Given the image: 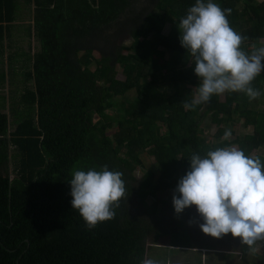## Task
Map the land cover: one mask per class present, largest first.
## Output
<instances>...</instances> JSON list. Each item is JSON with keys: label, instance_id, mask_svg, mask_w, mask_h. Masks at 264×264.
<instances>
[{"label": "trees", "instance_id": "1", "mask_svg": "<svg viewBox=\"0 0 264 264\" xmlns=\"http://www.w3.org/2000/svg\"><path fill=\"white\" fill-rule=\"evenodd\" d=\"M212 2L231 9L226 14L230 26L247 37L241 50L251 53L264 46V0ZM194 4L0 0V55L19 19L33 20L17 29L35 34L40 43L34 69L25 71L21 82L35 85L18 91L20 83L11 81L16 89L9 112L3 91L7 72L0 59V264H144L151 228H164V233L153 231L164 237L171 227L177 230L174 216L178 219L166 220L155 203L147 206L146 201L174 190L193 153L203 157L235 144L246 156L264 149V71L252 81L261 92L256 99L226 91L223 99L213 95L186 107L200 80L180 45L177 26ZM117 36H128L129 43L112 50ZM118 68L123 78L117 77ZM204 117L217 125L212 141L201 135ZM241 120L252 133H235L233 125ZM225 130L236 137L225 139ZM144 153L153 166L146 167ZM253 157L264 163V156ZM104 165L123 173L128 195L113 219L90 229L71 209L68 181L74 170ZM241 250L245 260L251 251L246 245Z\"/></svg>", "mask_w": 264, "mask_h": 264}, {"label": "clouds", "instance_id": "2", "mask_svg": "<svg viewBox=\"0 0 264 264\" xmlns=\"http://www.w3.org/2000/svg\"><path fill=\"white\" fill-rule=\"evenodd\" d=\"M226 14L231 9H222L212 0H195L177 26L180 45L191 55L200 80L195 96L186 104L190 109L226 91L243 92L250 99L261 95L252 81L264 71V46L253 47L251 53L241 50L247 37L230 26ZM230 135L225 130V139ZM188 162L189 169L173 190L174 214L195 206L204 234L217 239L230 234L254 254L264 247V163L260 158L223 147L203 157L193 153ZM68 183L71 209L78 210L90 229L113 219L114 209L128 195L123 173L107 165L100 170H74ZM195 222L188 221L189 225Z\"/></svg>", "mask_w": 264, "mask_h": 264}, {"label": "rangeland", "instance_id": "3", "mask_svg": "<svg viewBox=\"0 0 264 264\" xmlns=\"http://www.w3.org/2000/svg\"><path fill=\"white\" fill-rule=\"evenodd\" d=\"M262 1V0H259ZM169 28V24H166L164 26L163 31L167 32ZM128 36L125 38H120L117 36V38L114 39V42L112 45H110V49L114 50L116 47L120 46L121 44H128L129 39L126 40ZM93 54L95 56H99V53L97 51H93ZM120 69L118 68V78H123L121 73L119 72ZM30 84L20 83V85L17 87L18 91L24 90L26 86ZM24 86V87H20ZM134 95L133 91L128 92L127 96L129 98H132ZM220 98L223 99V94H220ZM200 127L202 129L201 135L205 137L208 141L213 140V136L217 130V125L210 122L209 117H204L201 120ZM233 128L235 129V133L237 134H247L253 132L252 126H245L244 121H238L235 122L233 125ZM109 133L112 132V129L108 130ZM237 134H231L227 139H234ZM232 147L238 149V145L235 144ZM264 156V149L259 148L252 152V156ZM142 160L144 161V164L146 167L153 166V159L147 153H144L142 156ZM135 175L137 178H140L141 171L137 170L135 172ZM172 195L173 190H166L159 192L155 198L148 199L146 201L147 206L153 205L155 203L156 208L160 209L159 214H163V217L166 218V220H170V218L174 214V211L172 208ZM136 208L132 211V213H136ZM193 214L196 219H200L199 215L197 214L195 210V206H192L190 208H186L184 212L179 214L177 217L174 216L175 219V227L177 230H174V227H171V233L170 234H164V237H155L153 235V231L164 233V228H160L158 226L152 227V232L149 233L146 239V261H151L152 264H210V256L209 254H205L204 252L201 254L197 251V249L200 246H204L205 248H220L219 250L225 251L224 255L225 258H223L222 254L219 255H212V258L214 259L213 264H264V247L260 248L259 251H257L255 254L250 253L248 257H246L245 260H242L243 255L241 253V246L239 243L236 242V238H233L230 234L224 236L221 239H217L213 241V237H209V242L202 245L201 242V230L199 226H196L195 224L189 225L188 221L191 219L190 215L187 216L186 214ZM192 215V216H193ZM150 216L148 215L145 218V221L148 220ZM192 220V219H191ZM195 220V218H194ZM181 223V225H180ZM169 227V226H168ZM203 233V232H202ZM155 234V233H154ZM196 239V240H195ZM170 241V242H169ZM166 242L172 244H179V245H185L189 248H175V247H169V248H163L161 247L162 244H165ZM160 245V246H159ZM150 248V250H149ZM232 254V255H228ZM180 260V261H178ZM183 261V262H182ZM160 262V263H159ZM145 264V263H144ZM212 264V262H211Z\"/></svg>", "mask_w": 264, "mask_h": 264}, {"label": "crops", "instance_id": "4", "mask_svg": "<svg viewBox=\"0 0 264 264\" xmlns=\"http://www.w3.org/2000/svg\"><path fill=\"white\" fill-rule=\"evenodd\" d=\"M29 22H33V20H16L13 22L14 27L11 29V35L9 39L5 38V46L3 49V56L0 55V59L3 58L5 69L7 72L6 76V82L4 85L3 91L6 94L7 97V109L6 111L9 112L10 108V97H11V90H15V86H11V81L14 80V84L23 82L24 79V72L30 71L34 69V55L37 51L40 49V43L39 40L36 38L35 34L32 36H29L25 30L18 31L17 26L22 24H29ZM11 56H13V62L11 63ZM12 71V72H11ZM14 72V75H13ZM26 81V80H25ZM35 85L33 81L30 82L29 86ZM24 87V86H20ZM34 87V86H33ZM210 235L204 234L201 232V242L202 245L209 242ZM216 238L213 237V241H215ZM239 243V241L237 242ZM240 244V243H239ZM242 245V244H240ZM160 246V245H159ZM161 247L163 248H169L168 242L165 244H162ZM197 249V251L201 254L204 252L205 254H209L210 258V264L214 263V259L212 258V255H219L222 254L223 258H225L224 255L225 251L219 250L220 248H205L204 246H200ZM232 255V254H228ZM180 261V260H178ZM183 262V261H182ZM160 263V262H159ZM206 264V263H205Z\"/></svg>", "mask_w": 264, "mask_h": 264}, {"label": "flooded vegetation", "instance_id": "5", "mask_svg": "<svg viewBox=\"0 0 264 264\" xmlns=\"http://www.w3.org/2000/svg\"><path fill=\"white\" fill-rule=\"evenodd\" d=\"M195 225L196 226H198L199 225V223H202L203 221H202V219L200 218V219H196V217H195ZM196 240V239H195ZM239 241V239L238 238H236V242H238Z\"/></svg>", "mask_w": 264, "mask_h": 264}]
</instances>
